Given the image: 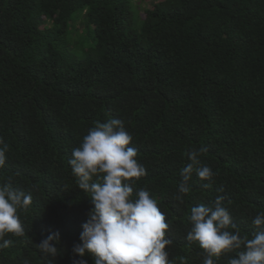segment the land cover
I'll return each mask as SVG.
<instances>
[{
  "label": "trees",
  "instance_id": "obj_1",
  "mask_svg": "<svg viewBox=\"0 0 264 264\" xmlns=\"http://www.w3.org/2000/svg\"><path fill=\"white\" fill-rule=\"evenodd\" d=\"M0 0V183L31 193L23 237L8 234L0 264H73L93 207L68 163L94 121L119 118L166 214L169 259L202 264L186 239L192 206L224 196L249 238L264 212V0ZM207 148L189 194L188 154ZM96 178L93 177V180ZM210 183L211 187H204ZM222 189V191H221ZM180 196L182 199H176ZM59 232L60 253L35 245ZM3 241H0L2 244ZM236 252L225 253L227 264ZM83 259L94 264V255Z\"/></svg>",
  "mask_w": 264,
  "mask_h": 264
},
{
  "label": "clouds",
  "instance_id": "obj_2",
  "mask_svg": "<svg viewBox=\"0 0 264 264\" xmlns=\"http://www.w3.org/2000/svg\"><path fill=\"white\" fill-rule=\"evenodd\" d=\"M132 139L122 119L94 121L80 145L72 150L68 161L71 173L93 204L88 220L82 224V244L73 247L80 257L73 264H88L83 259L86 252L94 255V264H175L166 250V245L173 243L166 238L170 226L166 214L146 189L134 194L136 182L147 175V170L137 159L138 150L130 146ZM7 150L0 137V169L6 164ZM205 152L207 148L201 146L188 154L190 162L180 169V193H190L193 171L201 180H212L211 167H198L199 157ZM31 203V193L13 187L10 181L0 183V247L9 245L10 241L4 239L8 234L25 235L18 211L27 210ZM188 220L191 228L186 239L203 250L202 264H217L229 252H236V256L229 257L227 264H264V212L253 218L257 231L251 238L242 235L233 222L224 196H217L208 205L192 206ZM59 243L60 234L55 232L35 246L54 258L60 253ZM49 264L54 262L49 260ZM179 264H187L186 258L181 257Z\"/></svg>",
  "mask_w": 264,
  "mask_h": 264
},
{
  "label": "rangeland",
  "instance_id": "obj_3",
  "mask_svg": "<svg viewBox=\"0 0 264 264\" xmlns=\"http://www.w3.org/2000/svg\"><path fill=\"white\" fill-rule=\"evenodd\" d=\"M153 1H155V0H149V1H147V2L150 4V3L153 2Z\"/></svg>",
  "mask_w": 264,
  "mask_h": 264
}]
</instances>
